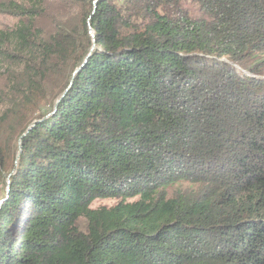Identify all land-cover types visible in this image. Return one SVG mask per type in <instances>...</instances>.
Listing matches in <instances>:
<instances>
[{"label":"trees","instance_id":"obj_1","mask_svg":"<svg viewBox=\"0 0 264 264\" xmlns=\"http://www.w3.org/2000/svg\"><path fill=\"white\" fill-rule=\"evenodd\" d=\"M191 1L0 0V264H264V0Z\"/></svg>","mask_w":264,"mask_h":264},{"label":"rangeland","instance_id":"obj_2","mask_svg":"<svg viewBox=\"0 0 264 264\" xmlns=\"http://www.w3.org/2000/svg\"><path fill=\"white\" fill-rule=\"evenodd\" d=\"M181 9L185 12H187L191 17L194 18H201V14L198 10V7L196 6V4L191 1V0H184V2L181 5ZM16 23V19L13 18L12 16H9L7 14H0V29H5V28H12ZM88 32L91 35V28L88 25ZM69 73L70 72H66L64 73L61 77L53 79L50 84L47 86L46 89V99L44 100V102H42L41 104L38 105H34L32 107V109H30L27 114L25 115V119L29 120V119H35L37 116L41 115V114H45L48 115V113H50L51 111H49V109L51 108H55L56 105L58 104V102L60 101V98L64 95V92L61 93L57 98L55 97V95L57 94V92L59 90L62 89V87L64 86V84L66 83V81L69 79ZM0 74H3V71H0ZM71 74V73H70ZM72 76H70L71 78ZM2 80H0V86H2ZM1 117V116H0ZM20 120H18L15 124H11L9 123L7 125V127L5 128V133L4 135H1L0 138V144L2 147V151L3 154L6 157V168H10L8 169V171L6 173H3L0 169V208L2 206V204L5 202L7 195V191H8V178L7 176L9 175V173L11 172V166L16 165L18 159H19V153L21 151V137L20 136H16V138H9V135H15L18 134L21 127L23 126V124ZM3 159L4 156H3ZM8 164V166H7ZM187 186V185H186ZM176 186L173 187L172 189L169 190V192H173L175 191ZM117 203V200L114 199H96L92 204H91V208L96 209L99 207H112ZM17 223V222H16ZM16 223L15 221L13 222L12 225H10L9 229L11 231L15 230L16 228ZM79 227L83 230L85 229L84 223L80 222Z\"/></svg>","mask_w":264,"mask_h":264},{"label":"water","instance_id":"obj_3","mask_svg":"<svg viewBox=\"0 0 264 264\" xmlns=\"http://www.w3.org/2000/svg\"><path fill=\"white\" fill-rule=\"evenodd\" d=\"M92 32V31H91ZM91 37H93V34L91 33ZM95 48V42H94V39H93V45H92V47H91V49H90V53L93 51V49ZM90 53L88 54V56H87V58L86 59H88V57H90ZM81 67H79L78 69H76L74 72H73V74H72V77H71V80H70V85H69V87L72 85V83L74 82V79H75V76H78L79 75V73H80V71H81ZM65 93V92H64ZM55 109V108H54ZM28 130H29V128H28ZM27 130V131H28ZM21 142V141H20ZM14 172V171H13ZM13 172L10 174V175H12L13 174Z\"/></svg>","mask_w":264,"mask_h":264}]
</instances>
